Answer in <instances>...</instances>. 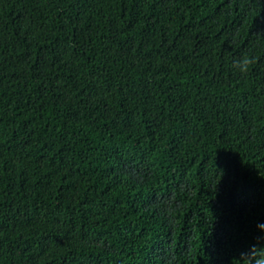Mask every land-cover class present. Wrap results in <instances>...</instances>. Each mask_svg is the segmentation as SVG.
Listing matches in <instances>:
<instances>
[{"label": "trees", "instance_id": "16d2710c", "mask_svg": "<svg viewBox=\"0 0 264 264\" xmlns=\"http://www.w3.org/2000/svg\"><path fill=\"white\" fill-rule=\"evenodd\" d=\"M264 219V0H0V264H250Z\"/></svg>", "mask_w": 264, "mask_h": 264}, {"label": "clouds", "instance_id": "9594fccd", "mask_svg": "<svg viewBox=\"0 0 264 264\" xmlns=\"http://www.w3.org/2000/svg\"><path fill=\"white\" fill-rule=\"evenodd\" d=\"M264 248V219L257 217L252 225L247 242L238 248L234 255L248 257L253 249ZM250 264H264V252H260Z\"/></svg>", "mask_w": 264, "mask_h": 264}]
</instances>
